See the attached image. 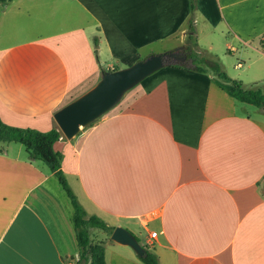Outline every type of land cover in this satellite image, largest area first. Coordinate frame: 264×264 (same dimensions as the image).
<instances>
[{"label": "crops", "instance_id": "0c3cea01", "mask_svg": "<svg viewBox=\"0 0 264 264\" xmlns=\"http://www.w3.org/2000/svg\"><path fill=\"white\" fill-rule=\"evenodd\" d=\"M46 1L29 20L19 11L9 21L0 0V117L9 126L59 129L55 113L103 72L185 49L190 0ZM208 2L222 13L235 4ZM260 36L240 39L264 57ZM190 69L159 70L73 140L63 136V172L89 217L127 229L159 264H264V114L237 103L210 70ZM73 217L57 176L22 145L0 142V264H79ZM97 231L91 245L107 264H144L113 231L100 242Z\"/></svg>", "mask_w": 264, "mask_h": 264}, {"label": "rangeland", "instance_id": "374dc122", "mask_svg": "<svg viewBox=\"0 0 264 264\" xmlns=\"http://www.w3.org/2000/svg\"><path fill=\"white\" fill-rule=\"evenodd\" d=\"M230 2L235 4L225 7L222 13L217 4L205 0L204 8H201L199 13L197 12L199 9L197 0L194 17L196 18L195 28L198 31V45L195 41L187 40L185 48H192V53H196L198 58H204L205 62L202 65L208 70L212 71V64H217L229 77L243 82L247 88H260L264 92V57L258 51L246 47L240 39L241 37L246 39L254 37L260 31H264V0H230ZM37 3L45 4L47 1L8 0V10L12 14L9 21H14L13 15L19 11L23 12L24 20H29L33 12L41 10L35 7ZM104 43H102V55L106 51ZM260 44L264 46V36L254 38V45H258L259 49H261ZM239 63L243 64L242 68L237 67ZM133 64L120 66L125 69ZM243 106L248 108L252 115H258L255 107ZM94 236L97 242L106 238L104 232L100 231H97Z\"/></svg>", "mask_w": 264, "mask_h": 264}, {"label": "trees", "instance_id": "16d2710c", "mask_svg": "<svg viewBox=\"0 0 264 264\" xmlns=\"http://www.w3.org/2000/svg\"><path fill=\"white\" fill-rule=\"evenodd\" d=\"M191 18L188 25L189 42L197 43V33L195 28V11L197 9V0H190ZM185 50L190 52L189 58L192 60L190 70L197 73L207 74L208 69L202 64L204 58H198L196 53H192V48L187 47ZM212 74L216 84L231 96L237 103L253 106L264 114V92L260 88H247L243 82L232 79L227 73L222 71L217 64H212ZM118 68L109 71H116ZM63 137L59 129H53L48 132H41L30 128L12 127L3 122L0 117V142L17 143L22 145L28 153L31 161H41L47 166L50 172L54 173L61 186L71 199L74 208L73 222L75 225L77 242L81 251L79 264H107L105 260V250L100 245H91L90 229L101 230L106 233L113 231L104 220L98 216H88L87 212L80 204L77 196L71 189L67 177L62 169L63 157L60 152L55 150V144ZM87 254H91V260L82 263ZM144 264H159L157 256L147 249V254L140 257Z\"/></svg>", "mask_w": 264, "mask_h": 264}, {"label": "water", "instance_id": "95a60500", "mask_svg": "<svg viewBox=\"0 0 264 264\" xmlns=\"http://www.w3.org/2000/svg\"><path fill=\"white\" fill-rule=\"evenodd\" d=\"M177 48L161 54H153L116 71H105L100 81L86 93L67 104L54 115L63 136L73 140L81 129L87 128L115 108L123 97L137 85L167 66L192 67L190 52ZM111 239L121 245L131 247L139 257L147 254L137 238L127 229L117 227Z\"/></svg>", "mask_w": 264, "mask_h": 264}, {"label": "built area", "instance_id": "2783aa9c", "mask_svg": "<svg viewBox=\"0 0 264 264\" xmlns=\"http://www.w3.org/2000/svg\"><path fill=\"white\" fill-rule=\"evenodd\" d=\"M156 236H157V233L152 234V238H156Z\"/></svg>", "mask_w": 264, "mask_h": 264}, {"label": "flooded vegetation", "instance_id": "af4514ba", "mask_svg": "<svg viewBox=\"0 0 264 264\" xmlns=\"http://www.w3.org/2000/svg\"><path fill=\"white\" fill-rule=\"evenodd\" d=\"M187 51V50H184V52Z\"/></svg>", "mask_w": 264, "mask_h": 264}]
</instances>
